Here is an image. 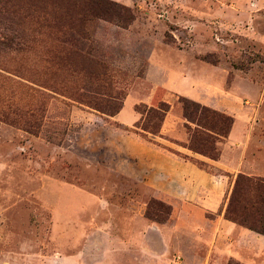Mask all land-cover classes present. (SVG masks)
Here are the masks:
<instances>
[{
	"label": "rangeland",
	"instance_id": "374dc122",
	"mask_svg": "<svg viewBox=\"0 0 264 264\" xmlns=\"http://www.w3.org/2000/svg\"><path fill=\"white\" fill-rule=\"evenodd\" d=\"M111 1L126 29L56 37L37 22L80 1L0 0V39L29 35L0 50V264H264V235L226 215L239 176L264 179V0ZM179 98L233 118L217 161L186 151ZM162 102L146 136L136 108Z\"/></svg>",
	"mask_w": 264,
	"mask_h": 264
},
{
	"label": "trees",
	"instance_id": "16d2710c",
	"mask_svg": "<svg viewBox=\"0 0 264 264\" xmlns=\"http://www.w3.org/2000/svg\"><path fill=\"white\" fill-rule=\"evenodd\" d=\"M82 8L75 12V20L72 18L66 19L62 22V18L57 19L53 17L50 20L40 19L38 30L40 34L46 36H61L65 37L71 34L80 37L86 36L90 31V25H87L88 20L99 19L114 23L117 27L126 29L132 21V16L127 7L122 6L111 0H78ZM6 3H9L6 1ZM54 4V5H52ZM49 6L62 7L61 2L52 3ZM24 6H29L25 3ZM38 8L36 12L42 14L49 7L47 5H36ZM12 34V33H10ZM29 43V35L21 31L16 36L1 37L0 50H22ZM46 55L54 60L62 61L68 60L69 57H76L72 52L64 49L47 50ZM77 58L84 59L81 54H76ZM179 103L182 107V116L184 119V128L186 129L189 138L185 148L194 154L201 155L210 160L217 161L220 157L218 145L222 140L227 139L233 127V118L213 110L209 107L202 106L186 98H179ZM170 106L167 103H160L157 107L140 106L136 111L140 114V120L135 126L141 130L146 136L159 137L161 129L169 112ZM100 111V110H99ZM121 111L117 109L115 113L109 114L114 117ZM0 109V114H3ZM101 112V111H100ZM20 118L33 117L34 112L30 109L15 111ZM41 120L35 121V128H40ZM26 124H30L26 122ZM249 193L251 194L249 196ZM249 196V197H248ZM251 200L253 202H251ZM242 204V205H241ZM264 179L249 178L239 176L234 190L232 192L229 206L226 215L231 221H235L253 231H257L264 235ZM258 216V217H257ZM147 218H151L146 215Z\"/></svg>",
	"mask_w": 264,
	"mask_h": 264
},
{
	"label": "crops",
	"instance_id": "0c3cea01",
	"mask_svg": "<svg viewBox=\"0 0 264 264\" xmlns=\"http://www.w3.org/2000/svg\"><path fill=\"white\" fill-rule=\"evenodd\" d=\"M124 109H125V108H124ZM122 111H123V110H122ZM122 111H121L118 115L121 116ZM126 120H127V119H125V120H124V119H121V123H122V124H124V123H125V124H127V123L130 124V122H127ZM233 131H234V127L232 128V130H231V132H230V137L232 136ZM186 151L189 152L188 150H186ZM242 163H244V154H243ZM256 170H257V171H260V172H258L257 174L264 176V171L261 172V169H259V168H257ZM256 170H255V171H256Z\"/></svg>",
	"mask_w": 264,
	"mask_h": 264
}]
</instances>
